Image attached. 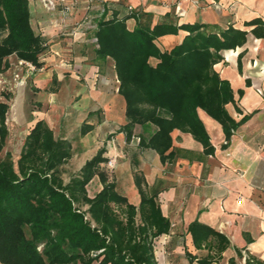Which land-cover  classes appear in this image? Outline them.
Returning a JSON list of instances; mask_svg holds the SVG:
<instances>
[{
  "label": "trees",
  "instance_id": "trees-1",
  "mask_svg": "<svg viewBox=\"0 0 264 264\" xmlns=\"http://www.w3.org/2000/svg\"><path fill=\"white\" fill-rule=\"evenodd\" d=\"M106 9L96 22L95 53L113 60L118 93L125 101L127 122L120 128L125 139L129 141L135 124L153 126L147 138L139 136L138 144L164 159L173 151L165 154L172 146L171 132L178 129L190 133L209 154L213 146L200 109L221 125L225 147L244 118L237 121L227 111L233 92L213 65L222 59V49L241 45L246 32L233 27L215 31L199 22L177 24L171 13L151 25L149 12L118 16L113 11L106 17ZM129 18L136 20L132 29L126 25ZM180 29L187 32L181 41L161 50L157 38ZM46 46L32 24L29 0H0V73L11 66L10 55L42 67ZM8 107L0 102V263L159 264L155 240L168 233L171 224L154 195L139 188V205L129 203L99 169L107 161L103 148L64 182L61 166L72 156L71 145L54 137L43 119L30 128L17 161L11 152L2 157L9 134ZM90 129L83 123L79 132ZM94 175L102 187L89 196L86 186ZM188 230L197 248L206 246L209 236L219 239L215 253L226 247L225 237L207 225L192 222ZM246 262L263 264L250 258Z\"/></svg>",
  "mask_w": 264,
  "mask_h": 264
},
{
  "label": "crops",
  "instance_id": "crops-1",
  "mask_svg": "<svg viewBox=\"0 0 264 264\" xmlns=\"http://www.w3.org/2000/svg\"><path fill=\"white\" fill-rule=\"evenodd\" d=\"M127 6L149 12L151 25L161 21L165 13H171L177 24L199 22L215 31L233 27L246 32L244 42L235 48L222 49V59L213 65L233 92V102L226 104L227 111L237 121L244 118L226 146H221L225 143L221 125L200 109L198 115L213 146L209 154L203 152L201 143L190 133L178 129L171 132L172 146L165 154L173 151L164 159L154 149L138 144L139 136L147 138L153 126L145 129L135 124L131 138L125 139L124 131H120L127 122L125 101L118 93L113 60L99 58L95 43L92 50L85 44L95 42L96 22L101 16L94 2L88 8L77 5L66 18L59 16L58 9L39 1L31 11L36 25L33 21L32 24L44 37L46 53L50 54L47 62L42 58L43 66L52 64L51 75L65 84L50 91L47 100L53 110L47 119H40L52 131L57 130L60 123V115L55 118L57 107L72 108L79 130L83 123L91 126L83 137L86 145L95 147L79 153L82 161L78 169L103 148L107 160L112 155L118 156L114 167H107L105 161L99 169L129 203L139 205V188L147 196L154 195L161 213L171 224L168 233L155 240L154 248L166 245L170 264H201V260L208 261L207 264H247L249 258L264 264V0H105V16H112L113 11L118 16L125 15ZM57 16L59 21L55 22L53 18ZM135 24L134 18L126 20L129 29ZM186 33L180 29L177 34L162 35L156 44L161 50L170 49ZM63 52L68 54L65 56ZM8 60L11 66L20 61L16 55H10ZM47 79L45 72L37 81ZM17 109L16 104L12 110ZM53 135L56 137L54 132ZM110 138L116 141L114 148L110 146ZM88 184L93 190L89 196L102 187L97 175ZM192 222L220 233L227 240L226 247L215 253L219 239L209 236L207 245L197 248L188 230ZM156 259L161 264L157 256Z\"/></svg>",
  "mask_w": 264,
  "mask_h": 264
},
{
  "label": "rangeland",
  "instance_id": "rangeland-1",
  "mask_svg": "<svg viewBox=\"0 0 264 264\" xmlns=\"http://www.w3.org/2000/svg\"><path fill=\"white\" fill-rule=\"evenodd\" d=\"M37 1L43 5L48 4L46 0H29L31 11L35 9ZM87 4L88 0H72V6L69 7L66 14L61 15V12H58V14L62 18L69 17L73 10L72 8H75L77 5L85 8ZM59 16L53 18V20L56 19L59 21ZM34 17L35 16L33 14V18ZM32 21L33 24L36 25L34 20ZM44 23L48 24L49 22ZM38 28L39 27L37 25V29ZM94 43L95 42H86L85 44H88L89 50H92ZM77 48L78 47H75V49ZM63 53L65 56L68 54L67 52ZM48 55L50 54L48 52L46 53V51L42 55V58L45 57V62L49 60ZM61 59L65 60L64 57ZM61 59H59V62ZM150 62L154 63V60L150 59ZM46 64L47 65L43 66L41 69L36 68L34 71H32L30 70L27 63L15 61L8 70L0 74V102H6L9 106L6 113V125L9 130V134L1 154L2 157L5 156L7 152H11L13 159L15 161L18 160L24 144L25 136L28 134L31 126L37 119H47L48 113H51L53 110V106H51L47 100L50 91H57L59 88H61V86L65 85L64 83L61 84V82L57 80V77H53L51 75V68L54 66L52 64ZM45 72L48 73L47 81H37L38 76L41 73L44 74ZM43 76L45 77V75ZM65 78H67V76ZM16 104L18 105V109L13 112L12 108ZM59 115V127L57 130L53 128V132L55 133L56 137H60L62 139L67 138L66 140L69 141L72 148L71 158H69L61 166V177L63 181L66 182L79 170L78 167L82 161V156L79 153L82 151H88L89 149L93 150L95 147H90L89 143L86 145L85 138L79 133V121L75 119V114H73L72 108L66 106L63 108L57 107L55 118H57ZM23 131L25 132L22 136L21 133H23ZM97 139L99 142V138ZM87 193L88 195L93 194L90 184L87 185ZM155 254L161 264H166L167 261H169V264L171 263V255L168 257L169 250L166 245L164 247L161 245L156 247Z\"/></svg>",
  "mask_w": 264,
  "mask_h": 264
},
{
  "label": "built area",
  "instance_id": "built-area-1",
  "mask_svg": "<svg viewBox=\"0 0 264 264\" xmlns=\"http://www.w3.org/2000/svg\"><path fill=\"white\" fill-rule=\"evenodd\" d=\"M46 2L48 3L49 7L52 9L57 8L59 12H61V15L66 14V12L68 11L69 7L72 6V0H46ZM96 3L98 5V12L100 15H102L105 11V0H88V5L87 8L91 5V3ZM128 11H132L133 7L132 6H127ZM21 63H27L29 65L30 70L34 71L37 67L27 61L24 60H20ZM110 142V146L111 147H115L116 146V141L114 138H110L109 140ZM118 155H112L111 157L108 158V160L106 161V166L109 168L114 167L115 164V160L116 157Z\"/></svg>",
  "mask_w": 264,
  "mask_h": 264
}]
</instances>
